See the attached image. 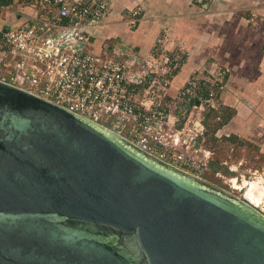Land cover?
Returning <instances> with one entry per match:
<instances>
[{
  "label": "water",
  "instance_id": "water-1",
  "mask_svg": "<svg viewBox=\"0 0 264 264\" xmlns=\"http://www.w3.org/2000/svg\"><path fill=\"white\" fill-rule=\"evenodd\" d=\"M0 264H264V214L0 80Z\"/></svg>",
  "mask_w": 264,
  "mask_h": 264
},
{
  "label": "rangeland",
  "instance_id": "rangeland-1",
  "mask_svg": "<svg viewBox=\"0 0 264 264\" xmlns=\"http://www.w3.org/2000/svg\"><path fill=\"white\" fill-rule=\"evenodd\" d=\"M108 2L109 13L98 28L113 12L132 30L147 20L158 24L148 51H127L135 55L133 63L150 55L180 63L173 75L150 76L141 87V92H159L162 105L174 117L175 130L169 132L180 131L178 150L191 158V166L177 164L250 203V181L264 188V0H156V13L146 17L148 7L141 0L118 11L113 0ZM98 28L92 49L119 51L109 46L123 44L118 37L97 42ZM160 36L164 40L159 45ZM190 61L193 71L175 85V77ZM256 208L264 214V204Z\"/></svg>",
  "mask_w": 264,
  "mask_h": 264
},
{
  "label": "built area",
  "instance_id": "built-area-1",
  "mask_svg": "<svg viewBox=\"0 0 264 264\" xmlns=\"http://www.w3.org/2000/svg\"><path fill=\"white\" fill-rule=\"evenodd\" d=\"M108 13V0H0V80L129 136L181 169L177 163L191 166L178 150L180 131L169 132L174 117L159 92H141L150 76H171L180 63L150 55L135 64L125 49H92Z\"/></svg>",
  "mask_w": 264,
  "mask_h": 264
},
{
  "label": "crops",
  "instance_id": "crops-1",
  "mask_svg": "<svg viewBox=\"0 0 264 264\" xmlns=\"http://www.w3.org/2000/svg\"><path fill=\"white\" fill-rule=\"evenodd\" d=\"M127 1L128 2H124L123 0H113L114 2L113 7L115 6L114 10L118 11L120 9V6H122L123 9H125V7L127 6L128 7L132 6V4H130L132 0H127ZM141 1L145 3L149 11L148 14L145 15V17L149 14L156 13V10L154 9L153 6L154 5L153 1L156 0H141ZM158 20L160 21L162 19H158ZM143 22L145 23L143 24V26L140 24L141 25V27H139L140 29L138 28L136 30L135 29L132 30L130 29L131 27L127 24V22H125L122 19L116 18L113 12L112 15L109 16L108 20L100 28H98L97 42L101 43V41L106 40V38L118 37V40L122 41L123 44H121L120 42L119 44L113 45L112 43L114 42H112L109 46L112 47L116 46L119 47L118 48L119 50L125 49L130 53L132 51L134 52V50H136L137 48L142 50L146 49L148 51L152 45V42L154 41L156 32L158 31V26H156L158 24H156L155 22L150 23L148 22V20ZM99 48L100 46H98L97 50H100ZM113 50L110 51V53H113L114 52ZM194 67L195 66L192 61H190L189 64L186 63L185 66L179 72V74L175 77L173 81L175 85L177 84L178 79L183 75L185 76L181 77V79L184 78L183 80L186 81L190 73L193 71Z\"/></svg>",
  "mask_w": 264,
  "mask_h": 264
},
{
  "label": "bare ground",
  "instance_id": "bare-ground-1",
  "mask_svg": "<svg viewBox=\"0 0 264 264\" xmlns=\"http://www.w3.org/2000/svg\"><path fill=\"white\" fill-rule=\"evenodd\" d=\"M246 198L256 207L264 204V188L262 190L259 189V182L257 180L250 181Z\"/></svg>",
  "mask_w": 264,
  "mask_h": 264
},
{
  "label": "trees",
  "instance_id": "trees-1",
  "mask_svg": "<svg viewBox=\"0 0 264 264\" xmlns=\"http://www.w3.org/2000/svg\"><path fill=\"white\" fill-rule=\"evenodd\" d=\"M209 92L205 91V95H207Z\"/></svg>",
  "mask_w": 264,
  "mask_h": 264
}]
</instances>
